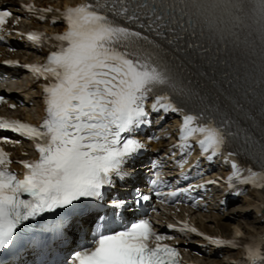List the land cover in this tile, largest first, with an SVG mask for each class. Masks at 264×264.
<instances>
[{"label":"snow or ice","instance_id":"snow-or-ice-1","mask_svg":"<svg viewBox=\"0 0 264 264\" xmlns=\"http://www.w3.org/2000/svg\"><path fill=\"white\" fill-rule=\"evenodd\" d=\"M22 7L39 13L40 20L55 11L59 15L53 19H62L67 27L51 36L38 31L20 34L38 47L50 45L43 63L2 62L28 69L46 83L42 86L45 116L39 125L0 117V130L31 140L38 152L37 159L19 161L24 168L19 178L8 167L12 163L9 153L0 148V252L9 248L25 222L45 213L81 200L93 201L97 209L110 208L114 214L123 207V200L110 205L101 202L113 178L128 175L123 165L144 147L135 133L150 123L151 112L183 113L179 141L174 145L182 151L191 141L212 160L230 144L238 145L223 157L231 166L228 188L239 183L264 189V134L257 139L224 105L193 86L185 78L183 62L174 55L187 49L203 54L208 49L198 40L185 41L184 49L176 45L186 36L206 37L225 51L231 48L247 57L260 73L257 86H264V0H82L62 12L32 4ZM12 16L11 11L0 10V29ZM250 75L245 72V77ZM254 92V88L247 89L248 94ZM231 103L237 111L244 108L235 100ZM245 115L253 125L258 116L264 128V103ZM237 155L251 163L244 167L229 159ZM160 183L156 173L151 184ZM168 195L175 197L177 192ZM149 199L138 194L137 203ZM88 219L94 234L88 246L72 254L71 264H180L178 249L162 243L172 237L158 234L149 219L118 231L109 229L108 219L99 211L89 212ZM179 230L198 232L187 221L180 222ZM204 238L214 245L238 246L236 240ZM243 247L240 264H264L261 245Z\"/></svg>","mask_w":264,"mask_h":264},{"label":"bare ground","instance_id":"bare-ground-1","mask_svg":"<svg viewBox=\"0 0 264 264\" xmlns=\"http://www.w3.org/2000/svg\"><path fill=\"white\" fill-rule=\"evenodd\" d=\"M15 81V80H14ZM12 93V96H8L9 99L20 100V103L24 106L27 105L29 101H32L33 99H29L27 95L18 97L17 94L20 95V92L14 90L10 91ZM21 108V107H19ZM25 112H21V116L23 118H31V114L26 111V106L24 107ZM30 111V109H29ZM39 112V109L36 107L35 112ZM251 197L249 199L245 198L243 203L229 206L226 212L217 211L218 206H213V209L210 210L208 213L205 214V217L203 219L200 218V222L204 228H206V223H212L217 230L215 232H218V228L225 229L227 234L230 235H236L239 237H246V236H255V237H262L264 239V197L257 195V193L251 191L247 192ZM253 212L254 217L253 220H251L253 223H248V220L246 219V216L251 215ZM248 223V226H247ZM258 224V226H257ZM204 253V249H202ZM208 256H215V250L208 249ZM223 255L218 258L215 257L211 259L213 263H224L228 257L235 258L237 257V252H230L228 250H222ZM225 256H228L224 259ZM230 260L228 259L227 262Z\"/></svg>","mask_w":264,"mask_h":264},{"label":"rangeland","instance_id":"rangeland-1","mask_svg":"<svg viewBox=\"0 0 264 264\" xmlns=\"http://www.w3.org/2000/svg\"><path fill=\"white\" fill-rule=\"evenodd\" d=\"M26 107L30 109V111H29L30 113L33 112V110H34V109H33V105H30V104L28 103V105H26ZM245 198L249 199V196L246 195ZM240 203H243V200H242V199H237V200H235L232 204H233V205H237V204H240ZM252 216H253V214H251V215H249V216L246 217V219L248 220V223H249V224H250V223H253L251 220H253V217H254V216H253V217H252ZM248 223H247V226H248Z\"/></svg>","mask_w":264,"mask_h":264}]
</instances>
